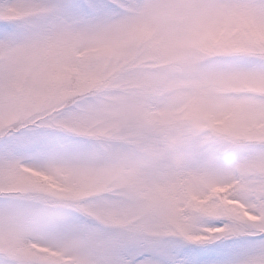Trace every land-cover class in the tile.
<instances>
[{
	"label": "snow or ice",
	"instance_id": "1",
	"mask_svg": "<svg viewBox=\"0 0 264 264\" xmlns=\"http://www.w3.org/2000/svg\"><path fill=\"white\" fill-rule=\"evenodd\" d=\"M0 264H264V0H0Z\"/></svg>",
	"mask_w": 264,
	"mask_h": 264
}]
</instances>
